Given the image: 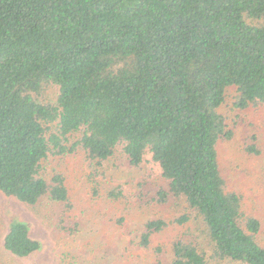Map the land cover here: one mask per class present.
<instances>
[{"label": "trees", "instance_id": "obj_1", "mask_svg": "<svg viewBox=\"0 0 264 264\" xmlns=\"http://www.w3.org/2000/svg\"><path fill=\"white\" fill-rule=\"evenodd\" d=\"M231 87L233 109L264 104V0H0V192L46 200L56 218L71 194L61 172L44 176L43 161L81 153L90 179L121 147L128 167L149 164L164 181L152 200H183L198 223L165 255L152 235L168 222L147 219L130 243L154 254L150 264H264L262 223L219 161L234 134L219 111ZM255 137L248 155L262 153ZM127 191L117 184L104 198L135 197L145 209V188ZM61 215L57 227L72 235L77 224ZM3 245L25 257L42 243L14 220Z\"/></svg>", "mask_w": 264, "mask_h": 264}, {"label": "rangeland", "instance_id": "obj_2", "mask_svg": "<svg viewBox=\"0 0 264 264\" xmlns=\"http://www.w3.org/2000/svg\"><path fill=\"white\" fill-rule=\"evenodd\" d=\"M54 93L55 89L46 88L42 98L54 101ZM234 95V88H229L225 102L219 108L227 116V123L234 132L229 141L219 143V161L229 188L241 192L245 208L260 219L262 228L258 239L264 246V177H261V168L264 167V104L236 110L232 108ZM252 135L256 136L261 148L259 155H248L243 150L252 141ZM101 167L103 174H94L89 179L94 166L91 167L81 153L64 157L49 155L43 161L41 172L44 176L49 177L54 171L61 172L66 177L65 184L71 194V209L59 205L60 214L56 218L50 213L51 209H56L55 206L46 200L34 206L27 205L0 192V264H150L154 261V254L130 243L135 230H141L147 219L164 218L168 222L161 232L152 235L153 244L162 245L164 252L169 250L180 233L196 229L198 223L185 201L169 198L164 203H158L152 200L155 191L164 186L153 166L144 164L142 169H131L121 147H117L114 155ZM140 183L148 196L141 202L146 203L145 209L140 208L135 197L128 205L111 203L104 198L107 189L117 184L122 185L124 190H131L127 191L130 198L133 190L144 191V188L140 189ZM185 214L191 215L187 224L172 222ZM60 215L66 226L74 229L73 225L77 224L72 235H68L62 224L57 227ZM118 218H123L124 229L116 223ZM14 220L29 225L31 237L42 243L38 251L18 257L5 249L3 236Z\"/></svg>", "mask_w": 264, "mask_h": 264}]
</instances>
